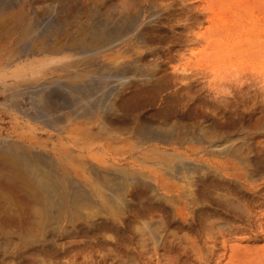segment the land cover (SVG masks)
I'll return each mask as SVG.
<instances>
[{
	"label": "bare ground",
	"instance_id": "1",
	"mask_svg": "<svg viewBox=\"0 0 264 264\" xmlns=\"http://www.w3.org/2000/svg\"><path fill=\"white\" fill-rule=\"evenodd\" d=\"M27 2L0 0V264H71L73 251L90 240L83 233L107 252L157 242L161 224L149 214H132L133 198L147 193L155 203H174L183 194L175 193L176 181L190 193L208 174L232 182L207 153L229 156V163L247 169L259 163L249 139L166 133L139 114L143 99L134 100L140 96L134 87L145 82L155 103L165 106V124L195 115L197 99L170 96L176 91L170 92L174 85L163 74L131 81L132 65L95 58L122 56L138 18L94 21L77 49L63 52L45 40L59 30L62 15L36 11L23 14L18 50L4 48L2 34L24 21ZM53 71L58 73L46 77ZM200 115L214 127L227 125L214 110Z\"/></svg>",
	"mask_w": 264,
	"mask_h": 264
},
{
	"label": "rangeland",
	"instance_id": "2",
	"mask_svg": "<svg viewBox=\"0 0 264 264\" xmlns=\"http://www.w3.org/2000/svg\"><path fill=\"white\" fill-rule=\"evenodd\" d=\"M28 2L27 6L22 5L25 11L22 15L27 18L36 11L49 9H54L55 15H62L64 21L59 30L45 40L48 46L66 48L63 52L76 50L79 38L94 21L122 22L138 18L134 31L129 32L131 42L122 48L125 52L122 56L103 53L105 56L98 54L95 58L110 61L114 66L132 65L133 74L128 75L131 81L149 75L155 79L163 74L174 85L170 92L176 91L170 96L183 99L192 95L197 99L196 116L180 115L165 124L162 113L165 106L155 103L153 87L145 82L144 86L134 87L136 90L140 87V96L134 100H144L140 101L143 107L139 114L166 133L223 134L232 139H249L254 154L259 155V163L247 169L229 163V156L205 154L214 165L222 163L221 167L231 173L233 181L218 180L208 174L197 186L189 188L191 194L185 193L184 181H176L179 185L175 193L183 194L174 203L171 200L172 204L155 203L147 193L133 198L132 214H149L161 224L157 242L149 239L132 249L131 239H126L124 243L130 248L107 252L89 233H83L90 240L81 242L73 251L71 264H264V0ZM24 15L21 16L24 21L12 25L15 28L10 25L3 32L4 48L11 45L10 48L18 50L22 40L16 39L17 32L27 20ZM52 16H47L46 21ZM139 32L141 37H137ZM57 73L50 72L46 77ZM112 79L113 83L117 81ZM205 109L225 117L221 121L227 125L217 122L220 124L216 128L212 126L210 119L200 115ZM234 119L238 120L236 124Z\"/></svg>",
	"mask_w": 264,
	"mask_h": 264
}]
</instances>
